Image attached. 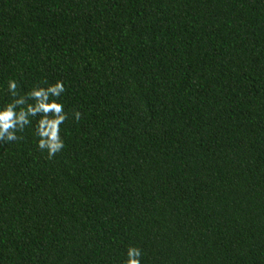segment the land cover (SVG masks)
Returning a JSON list of instances; mask_svg holds the SVG:
<instances>
[{
  "label": "trees",
  "instance_id": "1",
  "mask_svg": "<svg viewBox=\"0 0 264 264\" xmlns=\"http://www.w3.org/2000/svg\"><path fill=\"white\" fill-rule=\"evenodd\" d=\"M9 80L68 116L0 141V264H264V0H0Z\"/></svg>",
  "mask_w": 264,
  "mask_h": 264
},
{
  "label": "clouds",
  "instance_id": "2",
  "mask_svg": "<svg viewBox=\"0 0 264 264\" xmlns=\"http://www.w3.org/2000/svg\"><path fill=\"white\" fill-rule=\"evenodd\" d=\"M7 90L11 100L0 105V141L18 140V133L32 125V119H39L35 125V135L38 137L37 147L43 153L47 152L49 159L65 148L61 127L68 114L59 97L65 92L63 82L57 81L47 87L34 86L31 91L21 94L15 80H9ZM51 113V115H49ZM74 118L80 119V113L75 112ZM125 264H141V250L130 246L127 249Z\"/></svg>",
  "mask_w": 264,
  "mask_h": 264
}]
</instances>
